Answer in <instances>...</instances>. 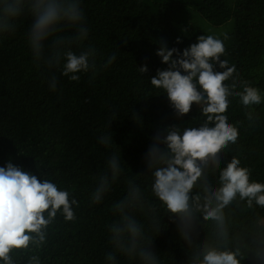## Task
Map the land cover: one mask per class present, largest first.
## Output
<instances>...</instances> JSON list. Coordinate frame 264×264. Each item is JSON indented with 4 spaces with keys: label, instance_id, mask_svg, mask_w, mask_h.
I'll return each mask as SVG.
<instances>
[{
    "label": "trees",
    "instance_id": "obj_1",
    "mask_svg": "<svg viewBox=\"0 0 264 264\" xmlns=\"http://www.w3.org/2000/svg\"><path fill=\"white\" fill-rule=\"evenodd\" d=\"M80 2L89 36L70 50L79 54L94 49L96 67L79 73L78 81L62 74L65 60L53 68L34 61L28 43L29 15L17 21L15 32L0 34V167L11 162L41 183L49 180L59 190L68 191L70 201L76 199L79 204L73 205L75 221H66L61 209L46 229L47 243L39 252L41 264H109V252L115 253L116 264H140L115 252L109 242L108 225L118 219L112 205L125 197L129 179L156 205L155 221L139 209L134 213L154 240L150 250L159 255L160 264H188V245L151 192L152 177L145 157L153 137L167 127L198 128L206 118L197 104L189 114L178 117L166 92L151 84L158 70L168 68L157 51L163 42L182 55L198 42L204 34L191 14L214 26L232 23L233 40L225 45L221 59L237 71L224 83L230 90L233 83L237 91H242L245 83L258 88L262 103L247 109L239 97H228L225 115L238 127L239 137L221 154V168L237 156L241 166L250 170V181L264 183V0ZM72 34L65 30L57 35ZM113 55L116 59L108 65ZM145 65L149 71L143 74L139 67ZM214 71L224 69L214 64ZM53 76L58 81L55 91L49 87ZM249 110L259 117L255 123L246 118ZM101 136L111 138L108 145L99 143ZM112 154L120 156L123 173L103 201L94 204L91 194ZM210 175L213 181L218 177V173ZM233 209L232 227L237 232L256 213L264 218L259 206L255 212ZM205 236L203 227L198 226L194 239L202 241ZM242 264L255 262L249 257Z\"/></svg>",
    "mask_w": 264,
    "mask_h": 264
},
{
    "label": "clouds",
    "instance_id": "obj_2",
    "mask_svg": "<svg viewBox=\"0 0 264 264\" xmlns=\"http://www.w3.org/2000/svg\"><path fill=\"white\" fill-rule=\"evenodd\" d=\"M25 15L31 17L28 43L35 62L43 61L53 68L65 60L62 74L72 81L80 79L79 73L95 69L94 49L79 54L70 50L71 45L89 36L80 0H0V34L15 32L17 21ZM65 30L73 34L57 35ZM224 53L223 41L212 35L199 36L198 42L182 55L179 49L169 50L160 42L157 55L168 68L158 70L151 84L166 92L178 117L189 114L192 105L197 104L206 119L198 128L167 127L158 133L146 154V166L152 177V194L188 245V264H242L249 257L255 264H264V218L256 213L240 231L232 227L233 206L253 212L255 206L264 209V183L250 181V170L241 166L237 156L221 168V154L239 137L238 127L225 115L228 97H239L242 105L251 109L262 103V96L258 88L247 83L242 91L236 90L235 83L231 90L225 85L237 70L221 59ZM115 59L111 56L108 65ZM214 64L224 71H214ZM139 70L143 74L149 71L146 65ZM57 83L55 76L50 78L52 91ZM246 118L252 123L259 119L252 110L246 112ZM110 140L99 137L102 145ZM122 173L120 156L112 154L107 171L99 175L91 194L92 203L100 204ZM216 173L218 177L213 181L210 174ZM126 184L125 197L112 205L118 219L108 225L109 242L115 252L140 264H160L159 255L150 250L154 240L134 214L139 209L155 221L156 205L146 200L135 180L129 179ZM69 196L51 181L41 183L34 174L11 162L6 168L0 167V262L41 264L39 252L47 243L46 229L58 212L62 209L66 221L76 220L73 205L79 204L76 199L70 201ZM198 226L206 232L202 241L194 239ZM106 258L109 264H116L114 252Z\"/></svg>",
    "mask_w": 264,
    "mask_h": 264
},
{
    "label": "rangeland",
    "instance_id": "obj_3",
    "mask_svg": "<svg viewBox=\"0 0 264 264\" xmlns=\"http://www.w3.org/2000/svg\"><path fill=\"white\" fill-rule=\"evenodd\" d=\"M191 18L193 23L205 36L212 35L214 38L222 40L224 46L232 42L233 38L231 36V22H228L221 26H214L198 14H191Z\"/></svg>",
    "mask_w": 264,
    "mask_h": 264
}]
</instances>
